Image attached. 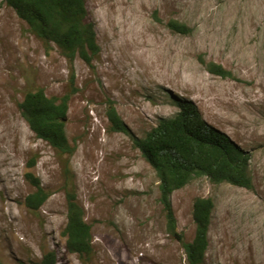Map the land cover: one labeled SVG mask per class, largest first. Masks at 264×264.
I'll return each instance as SVG.
<instances>
[{
    "label": "rangeland",
    "instance_id": "1",
    "mask_svg": "<svg viewBox=\"0 0 264 264\" xmlns=\"http://www.w3.org/2000/svg\"><path fill=\"white\" fill-rule=\"evenodd\" d=\"M99 53L70 65L0 0V262L186 264L166 231L154 170L132 143L159 118L192 103L203 120L249 155L251 189L205 177L171 195L183 242L194 236L196 198L214 203L205 264H264V0H85ZM185 23L190 35L169 30ZM230 71L207 72L199 58ZM69 95L65 125L72 154L37 139L20 113L26 92ZM108 103L127 128L112 132ZM32 165V167H29ZM38 178L49 197L36 212L24 198ZM90 225L92 253L66 252L67 192Z\"/></svg>",
    "mask_w": 264,
    "mask_h": 264
},
{
    "label": "trees",
    "instance_id": "2",
    "mask_svg": "<svg viewBox=\"0 0 264 264\" xmlns=\"http://www.w3.org/2000/svg\"><path fill=\"white\" fill-rule=\"evenodd\" d=\"M16 16L25 23L28 31L45 46H55L70 65V77H74L73 62L79 58L86 65L99 53L92 23L87 18L85 0H4ZM169 30L179 35H190L192 29L185 23L170 20ZM199 63L208 73L220 78H233L223 66ZM69 95L47 97L43 90L26 92L19 105L22 118L37 139L46 142L61 154H72L66 136L65 125ZM178 111L159 118L140 138H133L134 147L154 170L158 180L159 202L166 222V231L184 248L186 264H205L208 249V231L214 203L210 198H196L191 217L194 236L188 242L177 230L176 217L171 205V195L193 179L205 177L214 184L227 183L251 189L249 155L225 134L209 126L192 103H178ZM106 118L110 131L127 133L113 103H108ZM29 167H32L30 165ZM25 179L32 191L24 198L28 211L36 212L49 197L38 178L31 173ZM66 223L61 231L65 250L78 258L92 253L91 227L84 220V210L74 192H67ZM0 264H3L0 262ZM18 264H25L19 262ZM39 264H57L54 252L42 256Z\"/></svg>",
    "mask_w": 264,
    "mask_h": 264
}]
</instances>
